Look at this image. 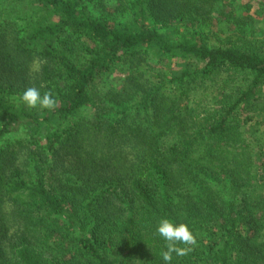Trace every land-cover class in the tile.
Listing matches in <instances>:
<instances>
[{"label": "trees", "instance_id": "obj_1", "mask_svg": "<svg viewBox=\"0 0 264 264\" xmlns=\"http://www.w3.org/2000/svg\"><path fill=\"white\" fill-rule=\"evenodd\" d=\"M165 218L264 264V0H0V264H165Z\"/></svg>", "mask_w": 264, "mask_h": 264}, {"label": "clouds", "instance_id": "obj_2", "mask_svg": "<svg viewBox=\"0 0 264 264\" xmlns=\"http://www.w3.org/2000/svg\"><path fill=\"white\" fill-rule=\"evenodd\" d=\"M21 99L29 108H36L39 105L42 108L50 109L55 105L54 99L49 94L46 93L41 97L39 90L36 88L25 90ZM156 231L166 242L167 250L162 253V259L165 264H172L173 253L176 256H184L191 250L187 247H179V244L191 245L195 243V238L190 228L184 223L176 224L165 218L159 222Z\"/></svg>", "mask_w": 264, "mask_h": 264}, {"label": "rangeland", "instance_id": "obj_3", "mask_svg": "<svg viewBox=\"0 0 264 264\" xmlns=\"http://www.w3.org/2000/svg\"><path fill=\"white\" fill-rule=\"evenodd\" d=\"M111 78H114V77H111ZM111 78H109L107 80L109 86H113V84H115L116 85V88L120 87V85H119V79L118 78L111 79Z\"/></svg>", "mask_w": 264, "mask_h": 264}]
</instances>
